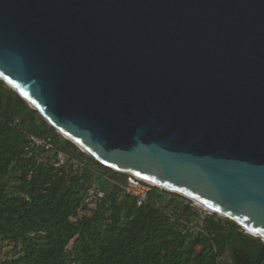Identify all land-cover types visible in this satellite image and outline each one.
I'll use <instances>...</instances> for the list:
<instances>
[{"label":"water","instance_id":"obj_1","mask_svg":"<svg viewBox=\"0 0 264 264\" xmlns=\"http://www.w3.org/2000/svg\"><path fill=\"white\" fill-rule=\"evenodd\" d=\"M0 80L115 172L259 241L264 0H0Z\"/></svg>","mask_w":264,"mask_h":264},{"label":"trees","instance_id":"obj_2","mask_svg":"<svg viewBox=\"0 0 264 264\" xmlns=\"http://www.w3.org/2000/svg\"><path fill=\"white\" fill-rule=\"evenodd\" d=\"M29 136L53 148L31 147ZM127 179L0 80V240L22 249L5 264H254L261 245L235 222L158 187L138 206Z\"/></svg>","mask_w":264,"mask_h":264},{"label":"built area","instance_id":"obj_3","mask_svg":"<svg viewBox=\"0 0 264 264\" xmlns=\"http://www.w3.org/2000/svg\"><path fill=\"white\" fill-rule=\"evenodd\" d=\"M28 138V143L31 147H41L46 153H48L53 148L50 140L38 139L34 136H29ZM61 162L63 161L61 160ZM127 175L129 177L127 179V184L125 185L124 190L127 194H131L132 196H134L137 199V205L141 206L146 202L149 191L156 186L150 184L149 182L143 181L136 176L129 174ZM98 196L99 198H102L103 194L100 193Z\"/></svg>","mask_w":264,"mask_h":264},{"label":"rangeland","instance_id":"obj_4","mask_svg":"<svg viewBox=\"0 0 264 264\" xmlns=\"http://www.w3.org/2000/svg\"><path fill=\"white\" fill-rule=\"evenodd\" d=\"M129 177V176H128ZM192 207L196 208L200 211L202 216L214 214L213 212L202 208L201 206L196 205L192 202ZM211 212V213H210ZM218 215V214H217ZM220 218H224L218 215ZM243 230V229H242ZM245 232V230H243ZM22 253V249L19 244L8 240H0V264H5L6 261L16 258L19 254ZM222 264H230V260L227 256H225L221 260Z\"/></svg>","mask_w":264,"mask_h":264},{"label":"bare ground","instance_id":"obj_5","mask_svg":"<svg viewBox=\"0 0 264 264\" xmlns=\"http://www.w3.org/2000/svg\"><path fill=\"white\" fill-rule=\"evenodd\" d=\"M150 184H152V183H150ZM152 185H155V184H152ZM196 205L201 206V205H199V204H196ZM201 207H202V206H201ZM202 208H204V207H202ZM206 210H208V209H206Z\"/></svg>","mask_w":264,"mask_h":264}]
</instances>
